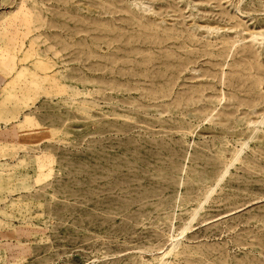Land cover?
<instances>
[{
  "label": "rangeland",
  "instance_id": "obj_1",
  "mask_svg": "<svg viewBox=\"0 0 264 264\" xmlns=\"http://www.w3.org/2000/svg\"><path fill=\"white\" fill-rule=\"evenodd\" d=\"M0 264H264V0H0Z\"/></svg>",
  "mask_w": 264,
  "mask_h": 264
},
{
  "label": "crops",
  "instance_id": "obj_2",
  "mask_svg": "<svg viewBox=\"0 0 264 264\" xmlns=\"http://www.w3.org/2000/svg\"><path fill=\"white\" fill-rule=\"evenodd\" d=\"M5 86H6L5 84L0 82V103H1V100H2V95H3V92H4Z\"/></svg>",
  "mask_w": 264,
  "mask_h": 264
}]
</instances>
